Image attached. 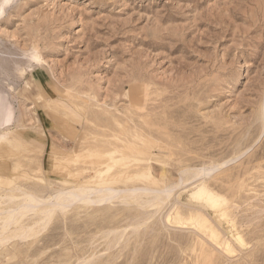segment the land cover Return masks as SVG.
Instances as JSON below:
<instances>
[{
  "label": "rangeland",
  "instance_id": "374dc122",
  "mask_svg": "<svg viewBox=\"0 0 264 264\" xmlns=\"http://www.w3.org/2000/svg\"><path fill=\"white\" fill-rule=\"evenodd\" d=\"M0 97L4 216L26 192H120L19 216L0 264H264V0H0ZM200 184L213 207L189 201Z\"/></svg>",
  "mask_w": 264,
  "mask_h": 264
},
{
  "label": "bare ground",
  "instance_id": "6f19581e",
  "mask_svg": "<svg viewBox=\"0 0 264 264\" xmlns=\"http://www.w3.org/2000/svg\"><path fill=\"white\" fill-rule=\"evenodd\" d=\"M36 62H38V60L36 59ZM108 111V110H107ZM104 113H106L105 111H104ZM107 113H109V112H107ZM112 113V112H111ZM114 116H115V114L114 113H112ZM108 117V116H107ZM115 117H117V116H115ZM108 119H110L109 117H108ZM113 119V118H112ZM106 120H107V118H106ZM13 121H14V110H13V107H11V105L7 102V100L6 99H4L3 97H0V127L1 126H6V125H12V123H13ZM115 122H116V120H114ZM131 121V120H130ZM95 122H97V121H95ZM99 122V121H98ZM106 121L104 120V123H105ZM108 122V121H107ZM107 122H106V124H107ZM86 123V122H85ZM90 123V122H89ZM93 123V122H92ZM92 123H90L91 124V126L93 127V125H92ZM117 123V122H116ZM115 123V124H116ZM118 123H120V122H118ZM94 124V123H93ZM100 124V123H99ZM82 125H84V124H82ZM88 125V124H87ZM108 125V124H107ZM110 125V124H109ZM108 125V126H109ZM80 126V125H79ZM78 126V127H79ZM96 126V125H95ZM102 126H103V122H102ZM120 126V125H119ZM118 126V127H119ZM18 127H20V126H18ZM84 127L86 128L87 126H85L84 125ZM111 127V126H110ZM23 128V127H22ZM80 128V127H79ZM82 128V127H81ZM3 129H5L4 127H3ZM2 129V130H3ZM8 129V128H7ZM87 129H88V127H87ZM93 129V128H92ZM96 129H98V128H96ZM106 129L108 130V133H109V129L106 127ZM6 130V129H5ZM93 130H95V129H93ZM116 130V129H115ZM134 130V129H133ZM112 130H110V132H111ZM8 132V131H7ZM84 132V131H83ZM93 133L95 132V131H92ZM99 132V131H98ZM102 132H103V130H102ZM101 132V133H102ZM100 133V134H101ZM105 133V132H104ZM107 133V132H106ZM112 133V132H111ZM114 133H116V131H114ZM3 134V133H2ZM85 134V133H84ZM95 134V133H94ZM98 136H99V134H97ZM112 135V134H111ZM101 136V135H100ZM133 136V135H132ZM84 137H86V135H84ZM88 137V136H87ZM107 137V136H106ZM108 138V137H107ZM134 138L136 139V137L134 136ZM131 139H132V137H131ZM126 140V139H125ZM33 142H35V140H32ZM115 141H117V140H115ZM120 140H118V142H119ZM121 143H122V141H120ZM125 142V141H124ZM126 142L128 143V141L126 140ZM115 143H117V142H115ZM7 144V143H6ZM107 145H104L103 146V148H106V149H104V151L100 154L99 152H97V153H99L100 154V156L101 157H109L110 156V154H109V150L107 149V147L108 146H111L110 145V143H106ZM129 144H131V143H129ZM8 145V144H7ZM95 145V144H94ZM93 145V146H94ZM120 145H122V144H120ZM100 146V145H99ZM98 146V147H99ZM113 146V145H112ZM135 146H138V145H135ZM101 147V146H100ZM121 147V146H120ZM102 147H101V149H103ZM110 148V147H109ZM112 148V147H111ZM122 150V149H121ZM101 152V151H100ZM116 152V151H115ZM112 153V152H111ZM114 153V152H113ZM111 155H113V154H111ZM230 161V160H229ZM233 161V160H232ZM231 162V161H230ZM230 162H228V163H230ZM227 162H224V163H222V164H218V165H215V166H212V167H209V168H201V169H198V170H196V171H194L192 174L195 176V177H208V176H210L211 174L210 173H213V172H215V170L216 171H218V170H220L221 169V167L222 166H224V164H225V166H226V164H228ZM110 168V167H109ZM109 168H107V169H109ZM223 168V167H222ZM106 169V170H107ZM107 171H109V170H107ZM106 173V172H105ZM194 179V178H193ZM180 182V181H179ZM186 182V181H185ZM188 182V181H187ZM182 183V182H181ZM100 186V185H99ZM178 186V185H177ZM176 186V187H177ZM181 186V185H180ZM195 188V187H194ZM207 188V187H206ZM202 184H200V185H198V186H196V189H195V191L193 190V193L190 195V197H189V201L190 202H196V203H199V204H201V205H203V207L204 206H206V207H213L212 205H214V204H216L217 203V199H216V197L211 193V192H209L207 189H206ZM149 189V188H148ZM148 189H144V188H142V189H133L132 191H130V190H126V193L125 194H128V195H131V199H132V195L133 194H137L138 192H142V193H145V192H147V193H145L144 195L146 196L148 193H149V191H152V192H155L156 193V190H148ZM169 188H166V189H164L165 191H163V189H161V190H157L158 192L156 193V196H154L153 197V195H155V193H153V194H149L150 196H151V198H150V196H148L150 199H152V201L149 199L148 200V203H150V204H147V201H146V204L147 205H151V204H155L154 203V201L155 200H157V203H159V204H162L161 203V201L160 200H162L164 197H160V196H165V199H166V197H168V195H169V192H170V190H168ZM10 190V189H9ZM7 191V190H6ZM4 192V191H3ZM8 192V191H7ZM11 192H13V191H11ZM22 192V191H21ZM24 192V191H23ZM38 192V191H37ZM119 192V191H118ZM115 189H112V188H110L109 186H106V185H102V187H99V188H91V189H87V188H81V187H75V188H73V187H71V189H69V190H63L62 192L61 191H59V193H58V195H56V196H52V197H47V198H45V197H40V196H38V195H29V193L27 194V192H26V194H23L22 196H21V194H19L20 195V197H21V201H20V203H17V206L16 207H14L15 209H13V206H12V208H10V210H8V211H6V215L4 216L3 214H2V212L1 211H4L3 209L2 210H0V215L2 214V216H4V217H0V221L2 220L3 221V223H1L0 225L2 226V231H0V243H1V240L3 239V236H4V233L7 231V228H8V225H10L11 224V222H13V221H15V220H17V221H15L14 223H18V221L20 220V218H19V216L21 217V216H23V215H26L27 213H29V212H33L34 213V216H36V217H38V218H40V214L41 213H47V212H51V213H54L55 212V210H57V208H63V207H69V206H71V205H73V204H77V203H84V204H101V203H105V202H107L108 203V201H111V200H113V199H115V200H117L118 198H117V196H118V194L120 193H118ZM9 193V192H8ZM41 193V192H40ZM39 193V194H40ZM43 193V192H42ZM122 193H123V191H122ZM140 193H138V194H140ZM2 194H4V193H2ZM7 194V193H6ZM32 194H34V193H32ZM124 194V195H125ZM172 194V192L170 193V195ZM16 195V194H15ZM128 195H126L125 197H127ZM4 196H6V195H4ZM3 195H2V198L4 197ZM17 196V195H16ZM43 196V195H42ZM123 196V195H122ZM133 196H135V195H133ZM140 195H138V197H139ZM142 196V195H141ZM1 197V196H0ZM18 197V196H17ZM6 198H8L7 200L8 201H5V202H9V198L10 199H12V198H14L13 196H12V194L10 193V197H9V195L7 194V197ZM5 198V199H6ZM16 198V197H15ZM117 198V199H116ZM134 198H136V197H133V199ZM140 198V197H139ZM162 198V199H161ZM130 199V198H129ZM130 199V200H131ZM138 198H136V200H137ZM141 199V198H140ZM0 200H1V198H0ZM3 200V199H2ZM139 200V199H138ZM137 200V201H138ZM159 200V201H158ZM12 201H13V199H12ZM15 202H18L19 200H17L16 201V199L14 200ZM141 200H139V202H140ZM144 201V200H143ZM150 201V202H149ZM164 201V200H163ZM162 201V202H163ZM2 202V201H1ZM10 202H11V200H10ZM138 202V203H139ZM153 202V203H152ZM165 202V201H164ZM112 203V202H111ZM140 203H142V201L140 202ZM139 203V204H140ZM143 203H145V201L143 202ZM2 204V203H1ZM8 204V203H7ZM13 204V203H12ZM15 205H16V203H14ZM195 204V203H194ZM193 206V205H192ZM191 206V207H192ZM197 208V207H196ZM175 209V208H174ZM174 209H173V212L172 213H170V214H168L167 216H166V223H168V224H170L171 226L172 225H174L175 227H185V225H187V226H192V227H202L203 228V223L200 221V213L201 212H197L198 213V215L197 214H195L196 215V217H195V219L194 220H192V219H190V222L189 223H185V220L183 219V218H181L175 211H174ZM190 209V208H189ZM203 209V208H202ZM193 210V209H192ZM171 211V210H170ZM189 212H191V211H189ZM195 212V211H194ZM147 214H149L150 215V213H147ZM146 214V215H147ZM151 217V216H150ZM150 217H149V219H150ZM203 217V216H202ZM17 218V219H16ZM204 218V217H203ZM219 218V217H218ZM44 219V218H43ZM46 219H47V217H46ZM48 220V219H47ZM20 222V221H19ZM16 223V224H17ZM20 224V223H19ZM138 224V223H137ZM205 224V223H204ZM20 226V225H19ZM18 226V227H19ZM206 226V225H205ZM208 227V226H207ZM25 229L27 228V227H24ZM190 228V227H189ZM25 229H23V227H19L18 229H16V231L17 232H19L18 233V236H21L20 238H24L23 236H25L26 234H27V232H28V228H27V230H25ZM193 229V228H192ZM200 229V228H199ZM188 230H190V229H188ZM205 230V229H204ZM196 231H198V230H196ZM202 231V230H201ZM194 232H195V230H194ZM196 233V232H195ZM200 233V232H199ZM206 233H207V231H206ZM205 233V234H206ZM210 237L212 238V239H214L215 238V235H214V233L213 232H211V230H210ZM216 234H217V232H216ZM107 235V234H106ZM201 235V234H200ZM202 236V235H201ZM226 236V235H225ZM116 237V236H115ZM219 238V237H218ZM217 238V239H218ZM231 238V237H230ZM216 239V240H217ZM222 239H224V238H222ZM114 240V239H113ZM210 240V239H209ZM237 241V242H235V243H240V238L239 237H236V239H234V241ZM214 241V240H213ZM212 241V242H213ZM111 242V241H110ZM231 242V241H230ZM242 242V241H241ZM210 243V242H209ZM211 244H213V243H211ZM217 244V243H216ZM223 245H221L222 247L221 248H223V246L228 250V247H230L229 246V244H228V242L226 241V240H223V243H222ZM218 245V244H217ZM214 247H215V245H214ZM233 247V246H232ZM217 248V247H216ZM224 249V248H223ZM229 251H231L232 252V250L230 249ZM233 253V252H232ZM231 253V254H232ZM230 254V253H229ZM84 260V259H83ZM87 259H85V261H86ZM82 262V261H81ZM90 263V262H89Z\"/></svg>",
  "mask_w": 264,
  "mask_h": 264
}]
</instances>
